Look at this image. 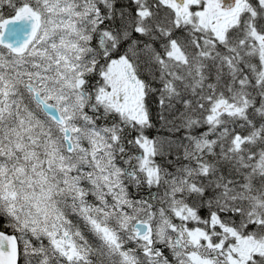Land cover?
<instances>
[{"label":"snow or ice","instance_id":"6c2138e0","mask_svg":"<svg viewBox=\"0 0 264 264\" xmlns=\"http://www.w3.org/2000/svg\"><path fill=\"white\" fill-rule=\"evenodd\" d=\"M0 264H264V0H0Z\"/></svg>","mask_w":264,"mask_h":264}]
</instances>
